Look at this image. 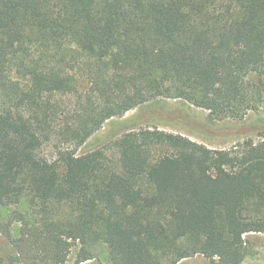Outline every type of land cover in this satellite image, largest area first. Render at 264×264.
I'll return each instance as SVG.
<instances>
[{"label":"trees","instance_id":"16d2710c","mask_svg":"<svg viewBox=\"0 0 264 264\" xmlns=\"http://www.w3.org/2000/svg\"><path fill=\"white\" fill-rule=\"evenodd\" d=\"M264 104V0H0V264H241L264 131L213 148L141 112ZM147 124V125H146Z\"/></svg>","mask_w":264,"mask_h":264},{"label":"rangeland","instance_id":"374dc122","mask_svg":"<svg viewBox=\"0 0 264 264\" xmlns=\"http://www.w3.org/2000/svg\"><path fill=\"white\" fill-rule=\"evenodd\" d=\"M143 109L148 116L157 119L155 124L160 129L181 133L197 142L213 148H228L247 137L257 139L260 132L264 131V104L256 112H249L243 120L225 119L222 121L211 120L207 110L195 107L178 99L166 98L163 101H150L147 105L127 111L123 117L107 121L104 126L91 136L81 150L96 147L106 132L113 126V121L129 118ZM142 111V112H143ZM123 118V119H122ZM147 125V124H146ZM247 247L250 254L246 256L243 264H264V234L253 233L246 236ZM97 259L88 260L82 264H99L105 262L107 250L101 246L97 248ZM180 264H217L216 260H209L202 255L186 258Z\"/></svg>","mask_w":264,"mask_h":264},{"label":"crops","instance_id":"0c3cea01","mask_svg":"<svg viewBox=\"0 0 264 264\" xmlns=\"http://www.w3.org/2000/svg\"><path fill=\"white\" fill-rule=\"evenodd\" d=\"M244 261H245V259L242 261V263H241V264H243V263H244Z\"/></svg>","mask_w":264,"mask_h":264}]
</instances>
